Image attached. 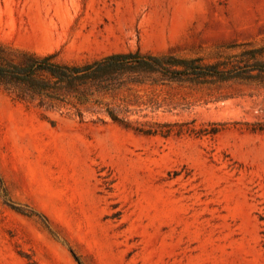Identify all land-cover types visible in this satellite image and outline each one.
Listing matches in <instances>:
<instances>
[{"label":"rangeland","instance_id":"374dc122","mask_svg":"<svg viewBox=\"0 0 264 264\" xmlns=\"http://www.w3.org/2000/svg\"><path fill=\"white\" fill-rule=\"evenodd\" d=\"M0 43L246 70L264 64V0H0ZM132 93L147 105L125 127L0 84V264H264V72ZM153 122L172 133L139 131Z\"/></svg>","mask_w":264,"mask_h":264},{"label":"trees","instance_id":"16d2710c","mask_svg":"<svg viewBox=\"0 0 264 264\" xmlns=\"http://www.w3.org/2000/svg\"><path fill=\"white\" fill-rule=\"evenodd\" d=\"M246 71L264 72V64H251L246 70L220 69L217 64L199 58L139 51L115 52L84 63H65L58 61L55 53L41 55L0 43V84L11 93L22 99L39 98L54 108H75L81 118L85 112L107 115L125 127L133 124L131 106L147 105L132 93L135 85L183 80L199 83L209 78L228 80ZM153 124L156 127L139 131L164 136L173 131L171 122ZM190 132L200 135L217 130Z\"/></svg>","mask_w":264,"mask_h":264}]
</instances>
